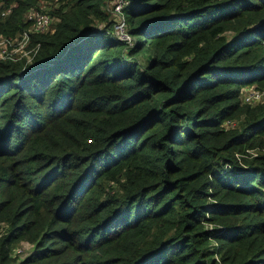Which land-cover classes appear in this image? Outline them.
<instances>
[{
  "label": "trees",
  "instance_id": "trees-1",
  "mask_svg": "<svg viewBox=\"0 0 264 264\" xmlns=\"http://www.w3.org/2000/svg\"><path fill=\"white\" fill-rule=\"evenodd\" d=\"M109 1L4 0L0 264H264V0Z\"/></svg>",
  "mask_w": 264,
  "mask_h": 264
},
{
  "label": "built area",
  "instance_id": "built-area-1",
  "mask_svg": "<svg viewBox=\"0 0 264 264\" xmlns=\"http://www.w3.org/2000/svg\"><path fill=\"white\" fill-rule=\"evenodd\" d=\"M128 0H114L111 4L110 13L116 18L114 26L115 34L121 39L132 41L131 35L126 30V21L123 14V8ZM29 9L28 20L31 22L29 28L18 33L15 37H9L0 32V59L18 60L24 56L31 60V53L36 51L38 45L31 47L32 32H46L53 24L54 18L48 11ZM12 6L7 7L1 13L5 18L11 13ZM3 18L2 20H4ZM245 100L255 102L264 97V90L250 87L245 91Z\"/></svg>",
  "mask_w": 264,
  "mask_h": 264
},
{
  "label": "rangeland",
  "instance_id": "rangeland-1",
  "mask_svg": "<svg viewBox=\"0 0 264 264\" xmlns=\"http://www.w3.org/2000/svg\"><path fill=\"white\" fill-rule=\"evenodd\" d=\"M114 0H110L108 3H107V10L108 12H110V8H111V4ZM52 5L53 3L51 4L50 2H42L39 7H33V10H37V11H50V9H52ZM7 7L9 6H6L5 5V2L4 0H0V21H2L3 18H5V16H2L1 12L5 9H7ZM32 10V11H33ZM31 14V12L29 13V11H27L26 13V19L28 20L29 18V15ZM55 21L56 19H54L53 21V24L51 25L50 29H54V24H55ZM7 225L5 223H2V225H0V231L3 232L6 230V227ZM32 244L27 241V240H21L20 242H18L16 245H15V248H14V252H17L19 253L21 256L25 255L27 252H29L31 249H32Z\"/></svg>",
  "mask_w": 264,
  "mask_h": 264
}]
</instances>
